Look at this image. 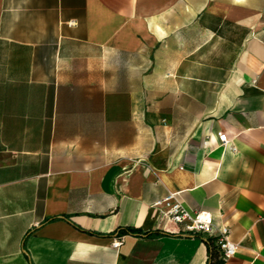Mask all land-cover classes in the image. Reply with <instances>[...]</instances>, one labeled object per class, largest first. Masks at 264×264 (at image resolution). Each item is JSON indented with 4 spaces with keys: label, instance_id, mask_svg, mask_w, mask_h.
I'll use <instances>...</instances> for the list:
<instances>
[{
    "label": "crops",
    "instance_id": "0c3cea01",
    "mask_svg": "<svg viewBox=\"0 0 264 264\" xmlns=\"http://www.w3.org/2000/svg\"><path fill=\"white\" fill-rule=\"evenodd\" d=\"M168 193L235 253L159 222ZM211 244L264 264V0H0V264H210Z\"/></svg>",
    "mask_w": 264,
    "mask_h": 264
},
{
    "label": "built area",
    "instance_id": "2783aa9c",
    "mask_svg": "<svg viewBox=\"0 0 264 264\" xmlns=\"http://www.w3.org/2000/svg\"><path fill=\"white\" fill-rule=\"evenodd\" d=\"M218 141L222 146L227 145L229 139L225 132L218 133ZM158 212L159 222L169 221L175 224L181 232H201L214 236L223 257H229L235 253L237 242L229 239V227L216 225L210 212L204 210H191L182 205L173 193H168L153 203ZM122 237L116 236L112 241V247L121 245Z\"/></svg>",
    "mask_w": 264,
    "mask_h": 264
},
{
    "label": "trees",
    "instance_id": "16d2710c",
    "mask_svg": "<svg viewBox=\"0 0 264 264\" xmlns=\"http://www.w3.org/2000/svg\"><path fill=\"white\" fill-rule=\"evenodd\" d=\"M127 230L132 231L133 228H127ZM217 257H218L217 248L215 246H213L212 244L209 245V260H210V264H219L220 260Z\"/></svg>",
    "mask_w": 264,
    "mask_h": 264
}]
</instances>
